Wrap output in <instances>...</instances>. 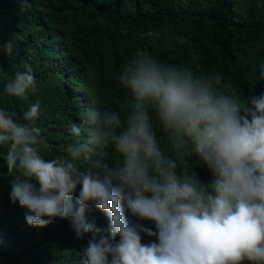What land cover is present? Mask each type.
I'll use <instances>...</instances> for the list:
<instances>
[{
    "label": "clouds",
    "instance_id": "9594fccd",
    "mask_svg": "<svg viewBox=\"0 0 264 264\" xmlns=\"http://www.w3.org/2000/svg\"><path fill=\"white\" fill-rule=\"evenodd\" d=\"M0 49L10 56L14 44ZM23 68L4 86L6 96L36 91L32 67ZM117 79L128 92L126 118L89 109L70 125L67 157L45 158L39 103L22 117L0 108L10 200L27 210L26 223L44 228L70 218L77 238L92 234L84 264H264V94L242 105L219 81L140 51ZM157 127L174 155L162 149ZM192 157L210 183L186 166ZM92 207L107 217V235L88 221ZM126 212L154 230L130 223Z\"/></svg>",
    "mask_w": 264,
    "mask_h": 264
},
{
    "label": "trees",
    "instance_id": "16d2710c",
    "mask_svg": "<svg viewBox=\"0 0 264 264\" xmlns=\"http://www.w3.org/2000/svg\"><path fill=\"white\" fill-rule=\"evenodd\" d=\"M10 40V56L0 49V108L22 117L40 104L47 159L67 157L70 125L81 124L89 109L126 118L128 92L117 78L137 51L219 81V90L242 105L264 94V0H0V42ZM24 64L33 69L36 91L26 99L6 96L4 86ZM156 132L165 153L174 155L158 127ZM5 151L0 149V264H84L80 253L91 233L77 238L70 218L30 227L27 210L11 202ZM75 163L79 172L88 171L87 161ZM186 166L202 183L211 182L196 157ZM125 214L130 223L154 230L151 222ZM86 215L108 234L103 213L92 207ZM153 240L143 235L145 243Z\"/></svg>",
    "mask_w": 264,
    "mask_h": 264
}]
</instances>
